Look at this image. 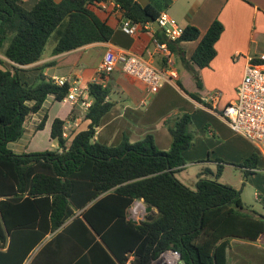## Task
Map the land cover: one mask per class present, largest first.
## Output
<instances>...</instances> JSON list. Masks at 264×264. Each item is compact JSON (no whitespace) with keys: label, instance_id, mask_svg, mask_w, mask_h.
Listing matches in <instances>:
<instances>
[{"label":"trees","instance_id":"16d2710c","mask_svg":"<svg viewBox=\"0 0 264 264\" xmlns=\"http://www.w3.org/2000/svg\"><path fill=\"white\" fill-rule=\"evenodd\" d=\"M102 1L107 0H38L28 9L21 0H0V44L10 39L5 56L11 62V67L0 63V264H24L49 235L42 248L45 264H125L130 256L131 264H150L166 249L180 252L186 264H228L234 239L257 240L264 234V214L244 203L241 189L219 181L222 163L216 172L201 173L194 188L177 178L187 163L183 151L195 138L190 113L169 125L173 141L167 151L156 146L152 134L135 142L125 136L119 145L107 146L95 138L113 106L108 75L101 74L89 84L88 127L72 141L63 137L65 120L55 118L51 138L57 147L23 153L9 147L48 96L61 101L69 90L68 83L58 85L42 71L29 81L25 66L43 57L53 33L54 54L109 41L114 29L96 12ZM114 1L123 17L142 29L161 13L137 0ZM151 29L184 62L179 43L200 37L192 25L177 41ZM223 29L219 19L212 22L192 62L209 65ZM163 62L161 67H167ZM194 76L201 86L198 71ZM46 121L44 115L35 132ZM258 160L253 153L238 164L245 178ZM138 198L149 210L141 224L127 220Z\"/></svg>","mask_w":264,"mask_h":264},{"label":"crops","instance_id":"0c3cea01","mask_svg":"<svg viewBox=\"0 0 264 264\" xmlns=\"http://www.w3.org/2000/svg\"><path fill=\"white\" fill-rule=\"evenodd\" d=\"M37 1L21 0V4L30 9ZM137 1L142 5L152 4L161 12L166 11L172 21L183 27H197L200 37L179 43L187 61L184 62L179 54L174 53L170 66L177 73V78L166 81L154 94L150 93L145 83L124 73L120 66L108 73V99L113 102V106L101 119L95 138L107 146H117L125 136L135 142L147 134H152L156 146L167 151L173 141L169 125L181 114L190 113L195 138L191 146L183 151L187 163L181 170L195 166L198 169L196 177H199L204 171L212 172L222 163L223 172L219 179L241 189V195L244 185L250 183L255 187L256 201L264 204V172L257 173L264 170V159L259 155L256 146L234 131L222 115V109L236 99L237 87L249 59L264 53V0ZM96 12L114 29L109 41L86 44L59 54L53 53V43L39 61L25 66V78L34 81L42 71L52 79L66 77L70 81L79 80L83 86H89L99 77V65L110 45L141 54L162 68L164 62L156 48L153 29H141L136 34H129L122 29V13L102 9H97ZM215 19H219L224 26L215 43L216 54L209 65L199 67L191 58ZM9 43L10 39H6L0 44V63L2 61L7 67H11V62L5 56ZM194 71H198L201 86L197 84ZM218 90L222 95L215 107L203 100L205 94ZM44 115H47V121L42 131L49 137L50 143L44 148L38 143L31 148L40 131L35 132V127ZM55 118L65 121L77 119L79 125L71 128L74 136L86 129L89 123L80 103H72L66 99L59 101L51 95L39 112L27 118L23 136L9 143V147L15 153L43 151L49 145L50 148L57 147L58 143L51 138ZM253 153L259 155L258 167L245 178L244 168L238 164ZM217 158L222 160L218 161ZM230 169L239 170L242 174L236 175L237 178L232 180L230 176H224L225 171ZM49 237L50 235L35 248L24 264H45L42 248ZM129 259L132 262L134 256Z\"/></svg>","mask_w":264,"mask_h":264},{"label":"built area","instance_id":"2783aa9c","mask_svg":"<svg viewBox=\"0 0 264 264\" xmlns=\"http://www.w3.org/2000/svg\"><path fill=\"white\" fill-rule=\"evenodd\" d=\"M98 5L102 10L121 13L120 5L114 0L102 1ZM157 22L165 31L168 40L177 41L184 33L185 27L172 21L166 11L160 13ZM121 26L129 34H136L142 29L140 24L125 18H123ZM143 27L151 29L153 24L147 22ZM155 42L158 52L167 63V67L160 68L152 60L141 54L110 45L99 65L98 75L108 74L120 66L124 73L145 83L150 93L158 92L166 81L176 79L177 73L170 66L174 52L166 43H160L157 40ZM53 81L58 85L69 84L68 94L64 99L72 103H80L86 116L92 103L89 86H83L79 80L70 81L66 77H55ZM221 95V91H213L205 94L203 100L215 107ZM222 115L234 131L251 141L259 153L261 152L264 156V53L249 59L243 78L237 87L236 99L222 109ZM78 125L77 119L65 121L63 137L67 141H72L74 135L71 133V128ZM148 215V205L143 198L135 199L127 210V220L135 224H141ZM125 264H131V260L128 259ZM150 264L186 263L180 252L166 249Z\"/></svg>","mask_w":264,"mask_h":264},{"label":"rangeland","instance_id":"374dc122","mask_svg":"<svg viewBox=\"0 0 264 264\" xmlns=\"http://www.w3.org/2000/svg\"><path fill=\"white\" fill-rule=\"evenodd\" d=\"M64 21L65 23H67L68 19L66 18ZM55 35H57V33H53V35L49 39V42L46 46V53L49 51L51 45L54 43ZM48 140H49V137L45 134V132L40 130L38 131V134L34 138L31 148H33V146L36 145L37 143L40 146H42V148H44L50 143V141ZM48 148H50V145L48 146ZM259 155L264 159V156L261 152L259 153ZM194 167L195 166L187 170H183V171L180 170L176 172V176L179 180H181L183 183L193 188L195 187V184L197 180L199 179V177H196V173L198 174V169L197 167L195 168ZM216 171L217 169L213 170L212 172H216ZM229 171H231L230 172L231 174H228ZM263 172L264 170L257 172V173H263ZM241 174L242 172H240L239 170L237 171L234 169H230V170L225 171L224 176H230L232 180H235V178H237L236 175H241ZM205 176L209 178L214 177V175H211V174H206ZM219 181L222 183H225L222 181L221 178L219 179ZM232 182H235V181H232ZM241 186L242 185H239V187ZM244 186H245V189H244V192L242 193V198H243L244 203L250 208H254L264 214L263 202L259 203L255 199V194H254L255 187L248 182ZM228 264H264V234L261 235L257 240L234 239L233 247L231 250H229Z\"/></svg>","mask_w":264,"mask_h":264},{"label":"water","instance_id":"95a60500","mask_svg":"<svg viewBox=\"0 0 264 264\" xmlns=\"http://www.w3.org/2000/svg\"><path fill=\"white\" fill-rule=\"evenodd\" d=\"M153 27L156 28V29H159V30H163V28L159 25V23L157 21H155L153 23Z\"/></svg>","mask_w":264,"mask_h":264}]
</instances>
